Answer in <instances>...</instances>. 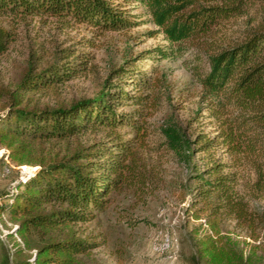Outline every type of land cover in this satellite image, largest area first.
Returning <instances> with one entry per match:
<instances>
[{"label":"trees","instance_id":"16d2710c","mask_svg":"<svg viewBox=\"0 0 264 264\" xmlns=\"http://www.w3.org/2000/svg\"><path fill=\"white\" fill-rule=\"evenodd\" d=\"M129 3L146 9L167 42L134 62L145 55L163 60L191 50L206 59L208 70L194 75L216 134L198 133L190 140L174 106L153 126L150 119L170 98V83L158 67L150 73L134 71L130 60L113 70L93 97L29 108L27 94L67 83L87 70L90 58L69 46L56 49L40 67L42 56L32 52L0 114L2 159L33 168L0 192V216L15 226L0 234V264H82L80 257L100 243L79 236L74 225L93 221L112 193L128 190L141 199L151 192L155 133L167 152L190 167L189 180L196 185L189 206L196 207V216H206L212 232L199 240L197 264H248L236 242L218 230L224 221L234 222L253 242L264 234V207H253L264 204V0H0V56L16 41L19 23L34 18L84 26L93 37L83 38L84 44L94 46L107 32L137 26ZM242 18L245 26L235 28ZM127 87L138 94L130 95ZM126 107L132 109L124 112ZM91 130L104 137L80 142ZM70 141L75 144L68 154L46 159L34 153L44 143ZM215 149L227 161L212 158ZM199 153L208 155L200 171L193 161Z\"/></svg>","mask_w":264,"mask_h":264},{"label":"rangeland","instance_id":"374dc122","mask_svg":"<svg viewBox=\"0 0 264 264\" xmlns=\"http://www.w3.org/2000/svg\"><path fill=\"white\" fill-rule=\"evenodd\" d=\"M127 8L135 16L137 26L125 31L107 32L93 41L94 46L84 44L83 38H93L84 26H69L51 18L26 19L19 23L16 41L0 56V114L4 113L8 104L6 93L15 89L32 52L35 56H42L41 67L56 49L73 46L77 52H84L90 57L87 70L55 88L27 94L29 108L69 105L93 97L104 86L110 73L130 60L129 68L134 71L150 73L153 67H158L170 83V98L150 119L153 126H158L163 114L174 106L176 119L190 140L198 133L213 137L216 134L215 121L209 117V111L201 101L202 88L194 75L208 70L206 59L199 58L191 50L179 57L163 60L154 59L153 54L150 57L145 55L144 59L134 62L143 52L164 47L167 42L157 27L150 23V16L144 7L129 3ZM253 12V9L250 10L249 16ZM245 22L246 19L242 18L235 28H243ZM125 90L130 95L138 94L133 87ZM131 109L126 107L123 110L129 112ZM118 132L123 134L129 130L119 129ZM102 137V131L91 130L80 136L79 141L89 143ZM161 142L162 138L155 133L152 146L157 152L151 155L155 185L148 195L139 199L128 190L112 193L107 208L93 221L74 225L79 236L90 237L100 243L99 247L80 257L82 264H197L199 240L205 235H212V232L206 225V216H196V207L189 206L196 185L189 180L190 167L167 152ZM74 144L73 141L44 143L36 146L34 153L49 159L56 154H68ZM4 153L6 149L1 148L0 192H7L17 177L33 172L31 165L18 166L9 159H2ZM211 156L227 161L221 149L213 150ZM207 158L208 155L203 153L194 157L198 171L202 170L203 161ZM5 169L9 172L4 173ZM253 207L260 211L264 204L254 203ZM14 229V224L6 215L0 216V234L5 235ZM218 230L236 242L237 251L248 264H264V234L258 241H250L244 232L235 228L232 221H224ZM250 244H259L260 248L250 250Z\"/></svg>","mask_w":264,"mask_h":264},{"label":"built area","instance_id":"2783aa9c","mask_svg":"<svg viewBox=\"0 0 264 264\" xmlns=\"http://www.w3.org/2000/svg\"><path fill=\"white\" fill-rule=\"evenodd\" d=\"M8 172H9V169H5V170H4V173H8Z\"/></svg>","mask_w":264,"mask_h":264}]
</instances>
